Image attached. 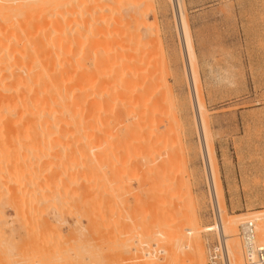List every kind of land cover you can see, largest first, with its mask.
<instances>
[{
  "label": "rangeland",
  "instance_id": "1",
  "mask_svg": "<svg viewBox=\"0 0 264 264\" xmlns=\"http://www.w3.org/2000/svg\"><path fill=\"white\" fill-rule=\"evenodd\" d=\"M84 1L59 0V14L74 15L72 21L60 26L61 35L66 29L70 32L64 36L70 41L64 40V49H58L57 66L71 70L72 65L66 63L77 56L75 61L83 59L84 65L77 63L78 67L74 61L72 68L97 73L96 80L106 83V69L97 64L119 51L121 45L130 44L124 49L131 55L127 75L133 78L134 86L130 93L125 90L121 107L96 106L100 97L90 98L92 113L100 117L95 115L89 127L94 138L89 134L74 139L70 133L50 132L33 137L34 143L29 132L0 135V211L5 217L0 215V264H23L26 257L24 261L30 264H46L47 252L54 248L57 250L52 253L59 254L61 261L58 264H99L100 260L104 264H194L192 255L197 246L205 264H225L218 230L204 231V227L216 224V217L173 0H86L88 8ZM180 3L196 55L208 143L214 152L226 218L237 220L256 212L264 215V0ZM23 13L20 18L7 14L2 19L21 23L23 17H29ZM127 126L139 129L131 132ZM53 137L55 143L51 142ZM81 225L86 227L82 233ZM188 228L201 231L190 233ZM240 233L238 225L235 238L245 264ZM257 235V241L264 244ZM124 245L134 251H125ZM89 246L96 251H92L96 253L92 259L85 258L90 255ZM95 248L102 255L98 256ZM144 251L151 254L148 262L138 259ZM94 256L105 260L97 262Z\"/></svg>",
  "mask_w": 264,
  "mask_h": 264
},
{
  "label": "bare ground",
  "instance_id": "2",
  "mask_svg": "<svg viewBox=\"0 0 264 264\" xmlns=\"http://www.w3.org/2000/svg\"><path fill=\"white\" fill-rule=\"evenodd\" d=\"M82 1H84V0H82ZM112 1L114 2V0H112ZM60 2H59V0H0V17H1L0 18V135H2V137L6 136L7 134H10V133H17V135H18V134H20L19 132H22V133L29 132L30 136L34 135L31 137L32 140H33V137H36V136H37L36 139H38L39 135L45 137L48 133L50 134V132H54L53 133L54 135L55 134L56 135L62 134V133H65V134L70 133L71 137H73V136L78 137L79 135L88 136L89 134L92 136L91 131H89V127H90L93 119H95L94 116L96 115V117H97V114H95L96 112L92 113V111H91V106H92L91 101L92 100H90V98L94 97V95L96 96V98H97V96H98V98L100 97L99 99H97L96 106L103 105V107L106 106L109 108L111 106L112 107L115 106V108L117 106L121 107V105H123L124 101L126 100V98H124L125 97V90L127 89L126 93H128L129 90L131 91V89L134 86L133 80H132L133 78H131L130 76L128 77V75H130V72L127 73L128 72L127 71L128 70L127 63L131 62L132 59H130L131 55L129 56V54H130L129 50L124 49V47L127 45L126 43H125L124 47L122 45L120 46L121 48L118 46V48H120L119 51H117V49H118L117 48L116 49L117 52H114V54H111L108 57L106 56L107 57V58H105L106 60L105 59H104V61L101 60L102 62H100V64H97V65H99V67L103 66L106 69V71L104 70L105 74L108 77L107 78L108 80H106L107 81L106 83L101 82L100 78H99L100 79L99 81L96 80V75H98L97 73L95 74L93 72V74H95V76H94L90 70L87 71V69H86L87 72L84 73L85 71H82L80 69H79L80 71H78L77 68H76L77 70L75 68H72L73 65L75 66L74 61H75L77 56H75L74 57L75 59L71 60V62L66 63L67 65L68 64L72 65L70 67L71 70L67 69L63 65H61V66L64 69L62 70L60 65H59L60 66V69H59V66H57V65H58V60L60 59L59 54L61 52H59L58 49H60V51H61L62 46L64 49V47H65L64 45L66 43L63 45V42H64V40L67 41L68 38H65V37H68L69 36L68 33H70L68 31V29H66V26H64L65 27L64 30L66 29L67 33H64L66 31L65 30L63 32L64 34L61 35L62 29L60 30V26H61L62 22H64V21H67V23L72 21L73 15H74V14L73 15L71 14L69 16L68 14H66V15L61 14V13L59 14L58 9L62 6L60 4ZM84 2H85L84 3V5H85L86 0ZM91 2H92V0H91ZM109 2H111V1H109ZM64 4H67V2H64ZM87 4L85 5L86 7H87ZM68 5L70 7V4H67V6ZM71 5H72V3H71ZM81 5H83V4H81ZM173 8H174L175 17L177 20V29H178V34L180 37L183 61H184V65H185L184 69L186 72L185 74L187 75L186 79L188 80V83H189V90H190V94H191V98H192L191 102L193 104V110H194L193 112H195L194 114H195V118L197 121L199 139L201 141V151H202V158H203L202 160L204 161L205 172H206L205 176H206L207 183H208L207 185H208L209 194L211 197V203H212L213 211H214V214L216 217V224L214 226L204 227V231H211L214 229L218 230V236H219V240L222 244L225 264H244L243 259H242L241 250H240V243L237 240L238 238L237 239L235 238V236L237 235V232H238V225L242 227L246 222H252V223L257 222L256 226H255V228L257 230L256 232L258 233L257 238H259V239L261 238V240L264 241V222H262V219H264V217H263L264 215L256 212V213H253L250 215L245 214L244 217H241L237 220H229V219L227 220V218H226L225 207L223 204V192L221 189L218 171L216 168L214 152H213L210 144L208 143L209 142V140H208V138H209L208 137V127H207L206 120H205L206 119L205 118L206 109H205V106H204V103H203V100H202V97L200 94L201 92L199 91V87H198V81L199 80H198V74L196 71V55H195L192 40L190 37L189 27H188V24L184 21L185 17H184V13L182 11V8H181L180 0H173ZM23 12H26V14L27 13L29 14L28 18L26 16V14H25L26 18L23 17L22 21L24 23L22 21H21V23L20 22L19 23H16V22L13 23V22H11L12 20L10 21L11 18L15 19V18H13L14 15L16 16V18L17 17L20 18L21 13H23ZM7 14L11 15V18L8 17L10 24L8 23L9 21H4L5 19L4 20L2 19L4 17V15H7ZM19 14H20V16H18ZM60 15L61 16H67V17H63L61 19ZM5 18H7V17L5 16ZM19 18H18V20H19ZM70 18H72V19H70ZM24 19L25 20L29 19V20L25 21ZM2 21H4L5 24ZM67 26L69 27V25H67ZM65 34H67V35L65 36ZM62 38H64V39H62ZM59 39L63 40L62 43L60 42ZM68 41H70V40H68ZM75 42H76V40H75ZM68 44H70V43H68ZM106 44H108V43H106ZM109 45H107V46H109ZM129 45H127V46H129ZM121 49H123L125 51L127 50V52L124 53ZM68 50H69V48H68ZM109 51L110 50H108V52ZM108 52H106V55ZM69 54H70V52H69ZM87 54H88V52L85 55H87ZM65 55H66V53H65ZM62 58H65V56L64 57L61 56V59ZM68 58H69V60H67ZM68 58L66 59L67 62L70 61V57H68ZM94 59H96V58H94ZM82 60H80L78 62L75 61V62H76V64L77 63L79 64L81 62L83 63L84 60L83 61ZM62 61H64V59H62ZM64 62H66V61H64ZM61 64H63V62ZM83 65H84V63H83ZM131 65L133 66V64H131ZM78 67H79V65H78ZM92 67H93V65H92ZM125 69H126V71H125ZM129 69H131V68H129ZM101 70H102V68H101ZM93 76L95 77L94 79H93ZM141 91H142V89H141ZM101 93H104V94L101 95ZM131 98H134V97L131 96ZM115 110L118 111V113L120 112V108L118 110L117 109H115ZM98 116H99V114H98ZM100 116L102 117L103 114L101 115V113H100ZM135 119H136V117H135ZM118 120H120V119H118ZM102 121H103V119H102ZM97 123H99V122H97ZM92 125H93V123H92ZM103 125H104V123H102V125H100V126H103ZM97 126H98V124H97ZM129 127L127 126V128H129ZM94 128H96V127H94ZM134 128H133V130H134ZM138 129L139 128L136 127L135 132ZM124 130H125V128H124ZM126 130L128 131L129 129H126ZM133 130L131 128V132ZM129 132H130V130H129ZM94 133H96V132H94ZM94 133H93V135H94ZM25 134H27L26 135V137H27L28 133H25ZM94 136H92V137L94 138ZM89 138H91V137H89ZM48 139H49V137H48ZM53 139H54V137L52 138L51 142L55 140V139L54 140ZM83 140H85V138ZM86 140L87 141L89 140L88 137ZM55 141H54V143H55ZM91 141H90V143H92ZM34 143H35V141H34ZM37 143H38V141H37ZM49 143H50V141H49ZM45 157H47V154ZM51 157H53V156H51ZM33 159H35V158H33ZM89 161H90V159H89ZM48 163H50V162L48 161ZM84 163H86V162H84ZM89 163H91V162H89ZM93 166H95V165H93ZM86 171H87V169H86ZM53 174H52V176H53ZM100 180L101 179H99V181ZM34 181H35V179H34ZM45 191H46V189H45ZM55 192H56V190H55ZM49 196L50 195H48L47 197H49ZM79 196H81V195H79ZM49 200H47V202H49ZM55 201H56V199H55ZM51 202H52V200H51ZM88 202H90V201H88ZM53 203H54V201H53ZM45 204H47V203H45ZM88 204H90V203H88ZM56 207H57V204H56ZM56 207H55V209H56ZM42 210H44V208ZM51 210H53V209H51ZM1 211L3 212V210H1ZM1 211H0V213H2ZM17 211L18 210L16 209V213L18 214L19 212H17ZM96 211H97V209H96ZM58 213H59V211H58ZM56 214H55V216H56ZM0 215L2 216L3 213ZM2 217H4V216H2ZM2 220L4 221L3 218H2ZM44 220L48 221V219H46V218H44ZM56 220H58V219H56ZM6 224L8 225V223H6ZM103 224H104V222H103ZM102 227H103V225H102ZM82 228L84 230L86 229V227L84 228L81 225V229ZM91 228H92V226H91ZM77 229H76V233H77ZM81 229H79L80 233L84 232L83 229L82 230ZM106 230H108V228ZM187 230L190 231V233H192V232L198 233L201 231L200 228H193V229L188 228ZM74 232L72 231L71 233H74ZM83 234H85V233H83ZM86 234L88 235L87 232H86ZM176 235H178V234L175 233V236ZM80 236H82V235H80ZM93 236H95V235H93ZM99 237H101V236H99ZM1 238H3V237H1ZM6 238H7V236H6ZM52 238L53 237H51V239ZM117 238L119 240L121 239L120 237H117ZM90 239H92V238H90ZM90 239L89 240L86 239V240L90 241ZM54 240H55V238H54ZM54 240H52V241H54ZM97 240H99V238ZM97 240H96V242H97ZM46 241H48V240H46ZM115 241H117V240H115ZM91 242H93V241H91ZM139 242H141V241H139ZM1 243H3V242H1ZM46 243H48V242H46ZM115 243H117V242H115ZM49 244H50V241H49ZM79 244H81V243H79ZM89 244L87 243V245H89ZM120 244L121 243L119 242V244H117V245L119 246ZM5 245H7V244L5 243ZM117 245L116 246L114 245V246L117 247ZM44 246H46V245L44 244ZM79 246H82V244ZM91 246H89L91 251L88 250L89 247H85V248H88L87 249L88 251H90V252H87L90 255H88V256L85 255L86 256L85 258L88 257L89 259H92L93 258L92 255H94V254L96 255V253H94V254L92 253V251L94 250L93 249L94 245H93V248H91ZM126 247L127 246H125V248ZM44 248L45 247H43V249ZM105 248H107V247H105ZM117 248H119V247H117ZM125 248H123V249H125ZM196 248H198L197 249L198 251H196V252L194 251L195 253H194V255H192V259H193L194 264H205V261L203 258L204 257L203 252H202V250H200L201 248H199L198 246ZM34 249H35V251L37 250L35 247H34ZM55 249L56 248H54L52 252H54ZM58 249H59V247H58ZM83 249H82V251H83ZM95 249L97 250V248H95ZM133 249H134V247H133ZM133 249L131 247V250H133ZM31 250H29V251L31 252ZM101 250H103L102 246H101ZM179 250L180 249L178 248V251ZM39 251H41V250H39ZM46 251H49V250L47 249ZM121 251H122V249H121ZM125 251H130V248L129 247L126 248ZM125 251H124V253H125ZM133 251H130V252H133ZM41 252H43V251H41ZM41 252H39V254ZM52 252H50V251H49V253L47 252L48 255L46 258L48 259V263H46V264H55V263L58 264L57 261H60V260H58L59 254L57 255V254L52 253ZM93 252H96V251H93ZM161 252H165V251L161 250ZM85 253H86V249H85ZM22 254L23 253H21L20 255L23 256ZM43 254H45V253L43 252ZM43 254H41V255H43ZM61 254H62V252H61ZM74 254H75V252H74ZM99 254L102 255V253H100V249L97 250V255L99 256ZM117 254H119V253H117ZM7 255H6V257H7ZM80 255H81V253H80ZM69 256H71V254H69ZM98 256H94L96 258V259L95 258L94 259L97 260V262L100 259H104L103 256H102V258H100L101 257L100 256L99 257L100 259H98ZM150 256H151V254L149 251H144L142 257L141 258L138 257V259L140 261L141 260L146 261V259H147V262H148L149 261L148 257H150ZM78 257H79V254H78ZM76 259H78V258H76ZM89 259H84L83 262L85 260L89 261ZM156 259H158V258H156ZM24 260L22 261L23 264H30V262L24 261ZM61 260H63V259H61ZM72 260L74 261V259H72ZM39 261H37V262L39 263ZM136 261H137V259H136ZM67 262H68V259H67ZM102 262H103V260H102ZM102 262L100 260V262H98V263L99 264L105 263V262L104 263H102ZM127 262H129V261H127ZM127 262H126V264H127ZM90 263H91V260H90ZM161 263L163 264V262H161ZM161 263L156 262L153 264H161ZM80 264H82V262Z\"/></svg>",
  "mask_w": 264,
  "mask_h": 264
},
{
  "label": "built area",
  "instance_id": "3",
  "mask_svg": "<svg viewBox=\"0 0 264 264\" xmlns=\"http://www.w3.org/2000/svg\"><path fill=\"white\" fill-rule=\"evenodd\" d=\"M240 237L245 264H264V244L256 239L254 223L246 222L241 227Z\"/></svg>",
  "mask_w": 264,
  "mask_h": 264
}]
</instances>
